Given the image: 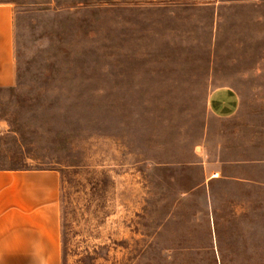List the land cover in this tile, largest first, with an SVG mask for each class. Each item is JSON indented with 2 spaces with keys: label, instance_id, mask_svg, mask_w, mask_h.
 I'll list each match as a JSON object with an SVG mask.
<instances>
[{
  "label": "rangeland",
  "instance_id": "rangeland-1",
  "mask_svg": "<svg viewBox=\"0 0 264 264\" xmlns=\"http://www.w3.org/2000/svg\"><path fill=\"white\" fill-rule=\"evenodd\" d=\"M0 1L17 61L0 87V169L59 171L62 264H162L157 228L203 176L209 78L242 97L235 122L214 123L222 155L264 159V0ZM236 189L216 205L264 219V190Z\"/></svg>",
  "mask_w": 264,
  "mask_h": 264
},
{
  "label": "crops",
  "instance_id": "crops-1",
  "mask_svg": "<svg viewBox=\"0 0 264 264\" xmlns=\"http://www.w3.org/2000/svg\"><path fill=\"white\" fill-rule=\"evenodd\" d=\"M15 30L13 3L0 1V87H12L17 80ZM235 85L232 77L209 78V118L195 148L203 176L174 199L189 201V207L166 211L157 228L154 239L166 243L162 264H264V219L246 217L261 208L215 203L230 198L231 186L238 198L251 185L264 190V159L225 158L221 150L227 135L214 130V123L227 128L240 117L242 97ZM212 144L217 146L215 157ZM248 165L261 172L246 173ZM217 184L226 190L216 189ZM60 196L57 169H0V264H62ZM247 196L262 198L253 192Z\"/></svg>",
  "mask_w": 264,
  "mask_h": 264
}]
</instances>
